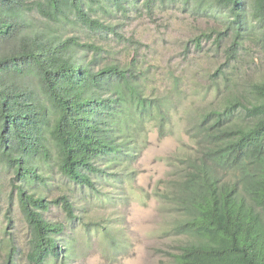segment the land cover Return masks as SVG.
<instances>
[{"label":"trees","instance_id":"trees-1","mask_svg":"<svg viewBox=\"0 0 264 264\" xmlns=\"http://www.w3.org/2000/svg\"><path fill=\"white\" fill-rule=\"evenodd\" d=\"M138 2L149 12L158 3L225 13L226 31L204 32L196 43L214 35L221 42L232 32L227 63L237 58L245 33L264 31V0H0V216L4 199L17 202L30 237L29 264L60 261L68 250L60 244L64 226L44 215L51 203L77 219L68 197L48 202L36 192L33 186L47 180L43 168L94 189L90 175L107 171L100 163L129 156L133 124L164 120L163 100L144 94L135 66L97 67L96 58L86 60L88 51L102 48L82 43V29L123 39L94 6L127 15ZM228 103L203 115L197 154L183 161L182 179L165 195L178 216L173 233L192 238L170 264H264V79L248 97L232 94ZM240 108L247 126L232 121ZM9 212L3 217L12 223ZM4 238L0 229V246ZM17 251L11 242L5 264H15Z\"/></svg>","mask_w":264,"mask_h":264},{"label":"rangeland","instance_id":"rangeland-1","mask_svg":"<svg viewBox=\"0 0 264 264\" xmlns=\"http://www.w3.org/2000/svg\"><path fill=\"white\" fill-rule=\"evenodd\" d=\"M94 7L123 39L82 29V43L102 48L98 54L89 50L86 60L96 58L97 67L135 66L142 73L144 94L163 100L165 124L162 130L160 117H148L142 126L133 124L129 156L120 163H100L107 171L90 175L94 189L68 180L56 168H43L47 180L33 186L36 192L48 202L68 197L77 215L69 218L54 203L44 214L64 226L60 244L68 249L62 260L49 264H170L178 248L192 238L173 233L178 216L165 195H171L170 187L182 179L183 161L197 154V127L203 115L224 110L232 94L248 97L251 86L264 79V31L245 33L237 58L227 63L232 32L221 42L214 35L199 47L196 43L204 32L226 31L230 17L223 12L198 15L181 4L158 3L149 12L142 2L129 5L127 15L107 5ZM232 121L247 126L250 119L240 108ZM8 181L9 177L6 193L12 189ZM12 205L5 199L1 204L5 243L0 246V264H5L11 242L18 250L15 264H29L27 225L17 202ZM8 210L12 223L3 217Z\"/></svg>","mask_w":264,"mask_h":264}]
</instances>
